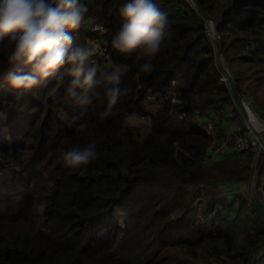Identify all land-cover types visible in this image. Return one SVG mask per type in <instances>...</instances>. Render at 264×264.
Here are the masks:
<instances>
[{
	"label": "trees",
	"instance_id": "16d2710c",
	"mask_svg": "<svg viewBox=\"0 0 264 264\" xmlns=\"http://www.w3.org/2000/svg\"><path fill=\"white\" fill-rule=\"evenodd\" d=\"M197 1L215 22L239 94L264 117V0ZM122 2L86 0L73 32L75 43L99 45L90 57L98 69L129 65L120 82L127 91L108 115H100L105 86L82 102L68 93L63 70L22 94L0 88V264H250L258 256L264 264V224L251 200L221 189L254 176L258 188L264 154L256 170L250 152L232 143L231 153L206 162L215 142L208 120L240 111L205 19L188 0H156L168 25L154 69L144 73L143 53L110 47ZM97 24L104 31L92 30ZM2 61L0 46V77ZM129 117L145 119L147 129ZM91 141L96 159L63 164L62 151Z\"/></svg>",
	"mask_w": 264,
	"mask_h": 264
},
{
	"label": "clouds",
	"instance_id": "9594fccd",
	"mask_svg": "<svg viewBox=\"0 0 264 264\" xmlns=\"http://www.w3.org/2000/svg\"><path fill=\"white\" fill-rule=\"evenodd\" d=\"M87 11L86 0H0V46L2 63L7 67L0 77V88L7 86L22 94L63 70L71 76L68 93L82 102L90 99L86 94L97 86H105L108 104L100 115H108L121 93L127 91L120 82L129 65L113 62L107 70H100L90 62L95 45L74 42L73 32L81 27ZM116 14L120 23L111 35V49L124 55L139 50L145 57L140 71L151 73L168 13L156 0H123ZM93 30L104 31V27L97 24ZM96 157L95 141L60 154L63 164L70 167L87 164Z\"/></svg>",
	"mask_w": 264,
	"mask_h": 264
},
{
	"label": "water",
	"instance_id": "95a60500",
	"mask_svg": "<svg viewBox=\"0 0 264 264\" xmlns=\"http://www.w3.org/2000/svg\"><path fill=\"white\" fill-rule=\"evenodd\" d=\"M192 7L195 9V11L200 14L205 21H207V24L210 26V29L212 31V42L214 44V55L216 59V63L218 66L219 71L221 72L223 80L227 83L232 102L235 104V106L238 108L242 116L247 120V122H250V112L248 109V105L244 101V99L241 97V95L238 92L236 83L226 68V66L223 63L222 59V43L221 39L218 33V30L216 28L215 22L213 18L208 14L206 10L202 8V6L199 4L197 0H188ZM258 123V122H257ZM255 132L257 135H262L264 134V124H258V128H256ZM251 205L256 212L258 218L260 221L264 224V206L262 205L260 199L258 198H253L251 200Z\"/></svg>",
	"mask_w": 264,
	"mask_h": 264
},
{
	"label": "crops",
	"instance_id": "0c3cea01",
	"mask_svg": "<svg viewBox=\"0 0 264 264\" xmlns=\"http://www.w3.org/2000/svg\"><path fill=\"white\" fill-rule=\"evenodd\" d=\"M245 102L248 106H250L253 114L255 116H258V117H256L258 124L260 123L259 120L264 121V117H259V115L254 111V110H256V107L251 102V100L249 99V101H245ZM214 121H215V124L210 123L208 120V123H209L208 125H209V128L213 129V134H214V139H215V142H214L212 147H215L216 145H218V147L216 149H213L211 147L208 149L209 155H208V159L206 161L208 163L216 161L222 157H225L226 155H228L229 153H231L233 151L232 143H234V137H235V134L237 133L236 129L243 127V125L247 122V120L242 116L241 113H240V115H235L234 113H232L229 110H226V112H225V119L219 121L218 118H215ZM251 123L253 124V126L257 127V125L253 123V121H251ZM260 137L264 141V134L260 135ZM231 139H232V143H231ZM217 150H221V151H217ZM214 152H215V154H213ZM210 154L212 155V157L210 156ZM261 157H260V159H261ZM262 176H264V174ZM245 184L246 183H244V182H240V183H237L233 186H240L243 188V187H245ZM225 187H228V185L221 186V189L224 191V193L227 192ZM232 194H234V192H232Z\"/></svg>",
	"mask_w": 264,
	"mask_h": 264
},
{
	"label": "rangeland",
	"instance_id": "374dc122",
	"mask_svg": "<svg viewBox=\"0 0 264 264\" xmlns=\"http://www.w3.org/2000/svg\"><path fill=\"white\" fill-rule=\"evenodd\" d=\"M206 23H207V21H206ZM90 44V46H93L94 44H91V43H89ZM99 53V45L98 44H96L95 45V50H94V54H98ZM149 97V96H148ZM147 97V99H146V104H148V103H152L151 104V106H150V108H154V105H156L157 104V99H156V97L153 95L152 97H149L148 98ZM154 104V105H153ZM251 111V115H252V121H253V123L254 124H256L257 126H258V121H257V118L256 117H258V116H255L254 114H253V112H252V110H250ZM259 122L260 123H262V124H264V121H261V120H259ZM128 123L129 124H131V125H134V126H136V127H139V126H141V129H140V131L141 132H144L146 129H147V127H148V123H147V121L145 120V119H142V118H136V117H129L128 118ZM244 126H245V124L243 125V127H241L242 128V130H243V128H244ZM238 129V128H237ZM236 136H237V134H235V137H234V142H235V138H236ZM231 143H232V139H231ZM218 147V145H216L215 147H212L213 149H216ZM217 151H221V150H217ZM216 152V151H215ZM215 152L213 153V154H215ZM210 156L212 157V155L210 154ZM256 174V173H255ZM254 174V175H255ZM261 178V177H260ZM260 180V179H259ZM256 177L254 176V177H252V179L248 182V181H246V184H245V187H240V186H233V185H228V187H225V189L227 190V192H226V194L227 195H229V194H231L232 192H234L235 193V195L236 194H241L242 196H245L246 198H248L249 200H252L253 198L255 199V198H258V199H260V201H261V191L259 192V190H258V188H257V186H256ZM146 188V185H143V189H145ZM190 188V187H189ZM224 189V188H223ZM196 206L198 207V204H196ZM195 214V213H194ZM236 225L238 224V227H237V230H239V232L240 233H245V228H243L242 227V223H239L238 221H237V223H235ZM260 250H262V249H260ZM259 250V251H260ZM261 252H263V251H261ZM260 252V253H261ZM260 255V254H259ZM260 257L258 256V259H259ZM258 259L256 260V257H254V260H253V262L252 263H250V264H257V262H258Z\"/></svg>",
	"mask_w": 264,
	"mask_h": 264
},
{
	"label": "built area",
	"instance_id": "2783aa9c",
	"mask_svg": "<svg viewBox=\"0 0 264 264\" xmlns=\"http://www.w3.org/2000/svg\"><path fill=\"white\" fill-rule=\"evenodd\" d=\"M94 26L92 27L93 30ZM205 32L208 36H212V31L210 26L206 23ZM104 57H107L105 54ZM256 128L251 124V122H246L243 130L237 134L234 142V148L237 152H250L252 164L257 170V164L259 163L260 157L264 154V141L255 132ZM264 185V176L260 178V184L258 186L259 191H261V203L264 206V193L262 186ZM215 211H213L214 213Z\"/></svg>",
	"mask_w": 264,
	"mask_h": 264
},
{
	"label": "bare ground",
	"instance_id": "6f19581e",
	"mask_svg": "<svg viewBox=\"0 0 264 264\" xmlns=\"http://www.w3.org/2000/svg\"><path fill=\"white\" fill-rule=\"evenodd\" d=\"M248 109H249V112H250V122L252 121V115H251V111H250V108H249V106H248ZM252 124V123H251ZM253 125V124H252ZM255 128H257L256 126H254Z\"/></svg>",
	"mask_w": 264,
	"mask_h": 264
}]
</instances>
